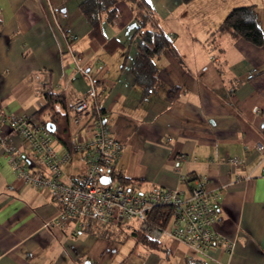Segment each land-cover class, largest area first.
Returning <instances> with one entry per match:
<instances>
[{"label": "crops", "instance_id": "0c3cea01", "mask_svg": "<svg viewBox=\"0 0 264 264\" xmlns=\"http://www.w3.org/2000/svg\"><path fill=\"white\" fill-rule=\"evenodd\" d=\"M85 1L0 0V113L32 118L48 95L65 96L72 113L91 89L77 71L78 56L97 83L91 105L103 111L122 145L118 173L144 190L188 195L202 181L210 193L222 192L215 230L235 245L218 247L203 261L181 243H164V252L146 248L129 223L111 225L109 237L91 228L77 235L72 227L53 228L58 204L49 191L23 183L0 145V264H264V47L214 34L243 6L255 7L264 32V0H146L177 53L157 59L161 85L147 97L133 75L132 7L119 2L121 17L103 24L101 35L123 45L112 50L90 37L80 8ZM3 132L31 170L46 174L19 136ZM74 155L81 163L65 169V183L86 170Z\"/></svg>", "mask_w": 264, "mask_h": 264}, {"label": "built area", "instance_id": "2783aa9c", "mask_svg": "<svg viewBox=\"0 0 264 264\" xmlns=\"http://www.w3.org/2000/svg\"><path fill=\"white\" fill-rule=\"evenodd\" d=\"M73 58L77 71L91 80V89L72 106V151L59 153L51 132L35 119L0 113V145L16 174L24 184L49 191L58 204V213L49 222L50 226L59 230L72 227V234L77 235L90 222L129 223L140 235L154 241L186 245L203 261L218 247L232 250L235 242L215 230L222 192L210 193L205 182H197L190 194L183 195L171 190H144L136 184L114 181L123 156L122 145L116 141L114 129L105 123L101 109L91 105L99 95L97 83L78 64V56ZM4 127L24 141L46 174L31 170L30 163L17 155V147L10 144ZM260 149L264 151L263 146ZM74 153L80 155L86 170L78 181L65 183L62 178ZM231 165L239 166L240 162L232 160ZM102 179L110 182L103 184ZM158 207L171 209L165 226L153 224L149 218Z\"/></svg>", "mask_w": 264, "mask_h": 264}, {"label": "trees", "instance_id": "16d2710c", "mask_svg": "<svg viewBox=\"0 0 264 264\" xmlns=\"http://www.w3.org/2000/svg\"><path fill=\"white\" fill-rule=\"evenodd\" d=\"M130 5L134 11V23L136 26L134 38L138 43V56L133 68L135 82L143 88L144 97L150 95L156 87L161 85L158 79L156 61L165 51L173 52L177 55L173 39L161 30L160 20L146 0H87L80 6L85 19L91 26L90 37L97 38L106 47L113 49L123 46L116 40L107 41L101 35L103 24H114L121 17L117 9L119 2ZM193 0H182L187 4ZM226 33L232 40H245L258 48L264 47V32L258 25L257 14L254 6H243L232 9L223 23L214 32ZM88 74V73H87ZM89 75V74H88ZM175 90L169 94L175 95ZM101 112H103L101 110ZM103 114V113H102ZM72 113L67 100L63 95H48L46 105L41 108L32 118L44 126L52 124L55 132L51 133L55 143L68 151L73 148V136L71 131ZM69 166V165H68ZM114 181L122 184H133V181L125 178L121 173L113 176ZM171 216V209L168 207H158L152 211L149 218L153 224H167V218ZM163 222V224H161ZM122 225V224H119ZM111 225H104L97 222H90L86 228H91V232L96 235L109 237ZM132 236L150 250L164 252L163 243L154 241L140 235L135 231V226L129 227Z\"/></svg>", "mask_w": 264, "mask_h": 264}, {"label": "water", "instance_id": "95a60500", "mask_svg": "<svg viewBox=\"0 0 264 264\" xmlns=\"http://www.w3.org/2000/svg\"><path fill=\"white\" fill-rule=\"evenodd\" d=\"M46 128L51 132H55V127L52 125V124H47ZM101 182L103 184H108L110 182V180H107V179H102Z\"/></svg>", "mask_w": 264, "mask_h": 264}, {"label": "rangeland", "instance_id": "374dc122", "mask_svg": "<svg viewBox=\"0 0 264 264\" xmlns=\"http://www.w3.org/2000/svg\"><path fill=\"white\" fill-rule=\"evenodd\" d=\"M74 156H75V155H74ZM73 160H74L76 163H77V162H80V163H81L80 159H79L78 157H76V156L73 158ZM82 162H83V161H82ZM83 164H84V162H83Z\"/></svg>", "mask_w": 264, "mask_h": 264}]
</instances>
